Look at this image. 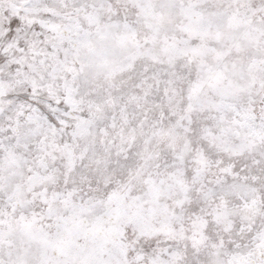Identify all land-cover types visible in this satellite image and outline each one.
I'll return each mask as SVG.
<instances>
[{"label":"snow or ice","instance_id":"snow-or-ice-1","mask_svg":"<svg viewBox=\"0 0 264 264\" xmlns=\"http://www.w3.org/2000/svg\"><path fill=\"white\" fill-rule=\"evenodd\" d=\"M0 264H264V0H0Z\"/></svg>","mask_w":264,"mask_h":264}]
</instances>
